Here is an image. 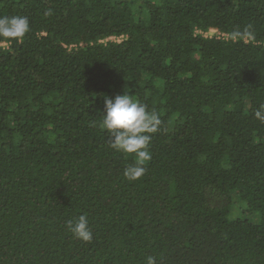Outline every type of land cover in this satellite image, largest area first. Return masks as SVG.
I'll return each mask as SVG.
<instances>
[{
	"label": "trees",
	"instance_id": "1",
	"mask_svg": "<svg viewBox=\"0 0 264 264\" xmlns=\"http://www.w3.org/2000/svg\"><path fill=\"white\" fill-rule=\"evenodd\" d=\"M14 15L0 264H264V0H0ZM126 90L163 121L135 181L99 126ZM82 214L87 243L66 226Z\"/></svg>",
	"mask_w": 264,
	"mask_h": 264
},
{
	"label": "clouds",
	"instance_id": "2",
	"mask_svg": "<svg viewBox=\"0 0 264 264\" xmlns=\"http://www.w3.org/2000/svg\"><path fill=\"white\" fill-rule=\"evenodd\" d=\"M44 15L50 16L52 11L48 9ZM29 31L30 22L27 16L0 17V41H22ZM103 99L99 126L107 132L110 148L133 158V162L124 169V177L129 181L138 180L144 175L146 165L151 160L148 145L153 134L160 131L163 121L158 112L149 110L147 104L137 99L135 94H130L128 90L114 98L104 96ZM253 115L264 123V104H260ZM66 226L75 238L86 243L92 241L93 231L87 214L67 221ZM146 264H157L156 258L147 256Z\"/></svg>",
	"mask_w": 264,
	"mask_h": 264
},
{
	"label": "built area",
	"instance_id": "3",
	"mask_svg": "<svg viewBox=\"0 0 264 264\" xmlns=\"http://www.w3.org/2000/svg\"><path fill=\"white\" fill-rule=\"evenodd\" d=\"M217 33L216 29H211L207 32H204L205 35H208V36H212V35H215ZM123 38V36H116V35H113V36H110L108 38H106L105 40H102L104 42H107L108 40H114V41H120L121 39Z\"/></svg>",
	"mask_w": 264,
	"mask_h": 264
}]
</instances>
